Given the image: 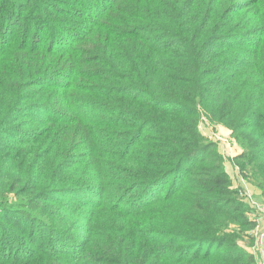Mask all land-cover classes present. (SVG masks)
Listing matches in <instances>:
<instances>
[{
    "label": "trees",
    "instance_id": "16d2710c",
    "mask_svg": "<svg viewBox=\"0 0 264 264\" xmlns=\"http://www.w3.org/2000/svg\"><path fill=\"white\" fill-rule=\"evenodd\" d=\"M202 120L264 192V0H0V264H258Z\"/></svg>",
    "mask_w": 264,
    "mask_h": 264
},
{
    "label": "rangeland",
    "instance_id": "374dc122",
    "mask_svg": "<svg viewBox=\"0 0 264 264\" xmlns=\"http://www.w3.org/2000/svg\"><path fill=\"white\" fill-rule=\"evenodd\" d=\"M16 30L17 32L19 31V29ZM200 128L208 136V139L212 142H215L220 151L225 155L226 169L234 178L236 183H238L237 185L239 188L243 189L248 201L258 207V236L253 249L255 252H257L258 264H264V256L261 253L262 251L264 252V244L259 246L260 244L258 243V239L264 232V192L256 185V182L248 181V179H246V177L241 174L239 167H237L234 163L233 159L242 151V147L236 139L231 137V132L224 127L219 126L215 128L210 126L205 120H202ZM11 247V245L8 246L9 252L12 251V253H14L15 250H13Z\"/></svg>",
    "mask_w": 264,
    "mask_h": 264
},
{
    "label": "built area",
    "instance_id": "2783aa9c",
    "mask_svg": "<svg viewBox=\"0 0 264 264\" xmlns=\"http://www.w3.org/2000/svg\"><path fill=\"white\" fill-rule=\"evenodd\" d=\"M258 243L260 244L259 246L264 244V232L261 234L260 238L258 239ZM263 250V249H262ZM261 252V251H260ZM262 255L264 256V252H261Z\"/></svg>",
    "mask_w": 264,
    "mask_h": 264
},
{
    "label": "crops",
    "instance_id": "0c3cea01",
    "mask_svg": "<svg viewBox=\"0 0 264 264\" xmlns=\"http://www.w3.org/2000/svg\"><path fill=\"white\" fill-rule=\"evenodd\" d=\"M235 183H236V181H235ZM238 183H236V185H237Z\"/></svg>",
    "mask_w": 264,
    "mask_h": 264
}]
</instances>
